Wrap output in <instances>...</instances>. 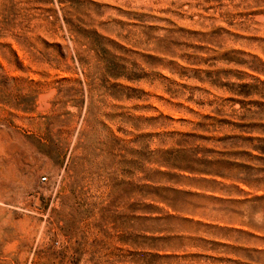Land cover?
<instances>
[{
    "label": "rangeland",
    "instance_id": "rangeland-1",
    "mask_svg": "<svg viewBox=\"0 0 264 264\" xmlns=\"http://www.w3.org/2000/svg\"><path fill=\"white\" fill-rule=\"evenodd\" d=\"M0 264H264V0H0Z\"/></svg>",
    "mask_w": 264,
    "mask_h": 264
}]
</instances>
